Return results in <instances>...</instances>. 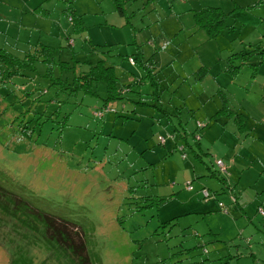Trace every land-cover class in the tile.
Masks as SVG:
<instances>
[{
    "label": "rangeland",
    "instance_id": "374dc122",
    "mask_svg": "<svg viewBox=\"0 0 264 264\" xmlns=\"http://www.w3.org/2000/svg\"><path fill=\"white\" fill-rule=\"evenodd\" d=\"M209 8L213 30L196 19ZM0 48V194L75 226L58 241L37 217L21 223L26 209H0V264H256L264 0H0ZM169 131L186 157L162 149ZM217 156L235 157L226 175ZM202 185L211 211L188 202ZM240 186L246 211H221Z\"/></svg>",
    "mask_w": 264,
    "mask_h": 264
},
{
    "label": "trees",
    "instance_id": "16d2710c",
    "mask_svg": "<svg viewBox=\"0 0 264 264\" xmlns=\"http://www.w3.org/2000/svg\"><path fill=\"white\" fill-rule=\"evenodd\" d=\"M117 7L120 8L121 12L123 11V7L122 6L117 5ZM210 9L211 8L203 10V11H200L201 14L200 15L198 14L196 19H197V21H199V23L202 26H205L208 30L209 29L213 30L216 27H218L219 24H220V19H219L220 18V14H219V12H213ZM0 49H2V48H0ZM40 54H42V55L41 56H35V57H27L25 60L30 62L29 65H31V64L33 65V63H34V61L36 59L41 58V59L44 60L46 58V56L50 57V50L49 49H43V53H40ZM129 57H132V56H129ZM132 58L134 59V57H132ZM134 64H135V59H134ZM134 64H131V65H134ZM26 65H28V63ZM11 73L12 72H10V74ZM88 76H91V74H89ZM106 79L108 81L109 94H111L110 96H113V95H115V92L113 91V87L111 85V83H113L112 79H109V80H108V78H106ZM102 100H103V102L105 101L104 99H102ZM158 138H159L158 140L161 143H164V141H165L164 138H162V137H158ZM161 138L163 140H161ZM182 146H184V145H182ZM179 150L181 151V154L183 156L185 148L184 147H182V148L179 147ZM218 172L223 174V175H226L224 173L227 172V167H225V170H223V171L218 169ZM221 179L224 180L223 177ZM186 186H187V183L185 185V189H187ZM187 190L194 191L195 189H194L193 185L191 184V188L187 189ZM198 190H200V192ZM204 190L207 191V195H204V193H203ZM196 192H199L201 194V197L205 201L209 200L211 198V196H214V194H211L209 189L207 187H205V186H201L199 189H197ZM229 199H230L229 200L230 202L228 204H225V203L219 201L218 206H219V209L221 211L229 212L230 206H234L236 204L237 199H236V196H235V194L233 192L230 193ZM220 203L224 204L222 208H221ZM0 209L3 212H5V213H9V212L12 213L11 216L10 215H6V216H10L9 218L12 219V220L13 219L15 220V217H17V218L19 217L15 213V209H18L19 212H22L23 209H26L28 212L23 214V218L20 220V222L23 223V224L29 225L28 222L31 219H35L37 217V219H40V221H42L44 223L46 229H52V228L54 229L55 228L56 232L54 230V237L58 241H61V240H63L64 242H67L68 240L70 241L71 235L69 233V229L68 228L70 226L71 228H73V230L75 229V226L73 224H69L66 220L61 219V218H57V217L52 216V215H48L46 213H43V212L37 210L36 208H34L26 200L14 195V194H10V193L7 194L5 192V190H2L1 194H0ZM257 212L261 215V217L263 219L264 218V207L262 205H258ZM185 213H187V212H185ZM56 220L59 221V222H56ZM262 225H263V228H264V224L263 223H262ZM77 236L79 238V242L80 243L78 242V244H74V242H73V243H71V245L75 248V250H77L78 253H80V249H82L83 256H86V254H85V244H84V242L81 239L80 233L78 234V232H77ZM246 243H248V240L246 241Z\"/></svg>",
    "mask_w": 264,
    "mask_h": 264
},
{
    "label": "crops",
    "instance_id": "0c3cea01",
    "mask_svg": "<svg viewBox=\"0 0 264 264\" xmlns=\"http://www.w3.org/2000/svg\"><path fill=\"white\" fill-rule=\"evenodd\" d=\"M105 104H109V103H105ZM263 122H264V120H263ZM262 129H264V127L262 128ZM168 130V129H167ZM258 131H261V130H258ZM170 132V134H171V137H169L167 140H165L164 141V148H162V149H164V150H167V148H170V147H173V143L175 144V147H177L178 145H183V143L181 142V141H179L178 140V138H177V135H176V133L175 132H172V131H169ZM200 134H201V138H200V140L198 141V144H199V142L200 141H207V142H215V141H217L218 140V136H217V134H212V133H210V132H203V133H201L200 132ZM195 141V140H194ZM197 142V141H196ZM190 145V144H189ZM199 145H203V146H205V147H207V143H205V142H203V144H199ZM186 145H184V148L186 149V147H185ZM258 149H260V150H262V152H264V149H261V148H258ZM187 150V149H186ZM185 150V151H186ZM188 151V150H187ZM241 155V154H240ZM165 156V155H164ZM217 159H220L218 156H217V158H216V160ZM234 160H235V157L233 156V158L232 159H228V161H226V163L227 164H225L224 162V165H225V167H228L229 168V166L228 165H231V164H233V162H234ZM232 167H233V165L232 166H230V168L232 169ZM252 169H254V167L252 168ZM251 169V170H252ZM242 173H244V171L242 172ZM171 176V175H170ZM185 177V176H184ZM197 177V176H196ZM185 178H187V177H185ZM192 179H193V176H192ZM258 179V176L255 174V175H253V176H251L250 177V179H249V182H252V183H254V181H256ZM188 180V179H187ZM187 180H185L181 185H183V186H185L186 185V183L187 182H189V181H191V179H189L188 181ZM226 183H227V185L229 186V189H231L232 190V185H231V183H229L228 182V179H226ZM238 183H241L240 181H238ZM197 184V186H200V183L199 182H197L196 183ZM202 186H204V185H202ZM200 188V187H199ZM239 189V191H240V193L237 195V194H235V196H236V199H237V202H236V204L233 206V208L231 209V211H230V213H233L234 211H236L235 209H237V208H240V209H244V208H242L241 206H243L242 205V198L244 197L243 195H242V190L244 189V187H239L238 188ZM186 191H188L189 193H191L192 191H189V190H186ZM231 192H233V191H231ZM230 192V193H231ZM175 194H177V195H179L180 193H179V189L175 192ZM165 196V195H164ZM199 198V197H201V194L199 193V192H195V194L194 195H190L189 197H188V202L190 203L191 201H192V199H194L195 200V198ZM229 197H230V194H229ZM255 197H257L258 198V196H257V194H256V196ZM173 198V197H172ZM230 200V199H229ZM230 202V201H229ZM204 203V204H203ZM203 203H200L199 202V204H200V206H201V208H202V210H203V208H204V210H206L208 207V210L207 211H211L212 210V208H214V204H212V202L210 201V199L205 203V201L203 202ZM241 205V206H240ZM257 205H262L263 207H264V200L263 201H261V203H257ZM203 206V207H202ZM235 207V208H234ZM245 210V209H244ZM207 211H205V212H207ZM246 211V210H245ZM262 222H263V224H264V218L262 219ZM244 244V243H246V242H244L243 240H240V241H237V244ZM255 244V243H254ZM259 245L263 248L262 250H261V254L259 255L260 257H264V255L262 254V251H264V246H263V244H262V242L261 243H259ZM249 247V252H250V254L251 255H254L255 257H256V261L255 260H253V259H251L252 261H254V263H256V264H261V262H263V260L264 259H262V258H260V257H257V255L256 254H258V251L257 250H254V245L253 244H251V245H249L248 246ZM244 257V256H243Z\"/></svg>",
    "mask_w": 264,
    "mask_h": 264
},
{
    "label": "built area",
    "instance_id": "2783aa9c",
    "mask_svg": "<svg viewBox=\"0 0 264 264\" xmlns=\"http://www.w3.org/2000/svg\"><path fill=\"white\" fill-rule=\"evenodd\" d=\"M128 61H129L130 64H134V59L132 57H129V60ZM102 113H103L102 111H99L98 112V115L100 116V115H102ZM198 126L200 127L201 124H198ZM161 140H163V139L161 138ZM179 147L182 148L184 146L181 145ZM183 157H186L185 151L183 153L182 158ZM215 162H216L219 170H222V171L225 170V165H224V163H223V161L221 159H217ZM191 184H192V181L187 182V186H186L187 189H190L191 188ZM203 193H204V195H207V191L206 190H204ZM220 205H221V208H222L224 204L223 203H220Z\"/></svg>",
    "mask_w": 264,
    "mask_h": 264
}]
</instances>
